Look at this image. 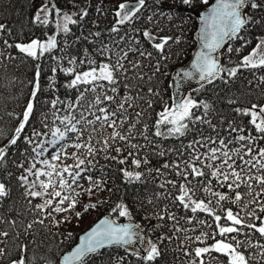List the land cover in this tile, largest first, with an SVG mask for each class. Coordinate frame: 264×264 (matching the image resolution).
Wrapping results in <instances>:
<instances>
[{
    "label": "snow or ice",
    "instance_id": "6c2138e0",
    "mask_svg": "<svg viewBox=\"0 0 264 264\" xmlns=\"http://www.w3.org/2000/svg\"><path fill=\"white\" fill-rule=\"evenodd\" d=\"M70 2L73 8L79 10L64 11L57 0H42L33 17L35 26L48 27L54 24L56 34H63L60 41L57 40V35H48L45 40L35 38L27 43H10L5 35L11 36V31L6 32V26L0 24V41L3 43L0 63L5 59H17L9 51L11 49L20 54L21 62L28 59L37 62L31 100L22 113V119L17 117L20 122L8 143L0 147V167H6L11 162L16 168L23 170L17 180L25 189L24 195L29 198V205L40 216L24 225L23 233L17 230L16 220L5 221L0 216V224L7 223L13 230L9 232L0 229V261L7 258L8 264H53L46 256L38 257L27 242L33 226H43L45 220L51 218V222L59 227L61 221L56 220L53 213L74 210L80 202L79 198L85 193L90 198L103 192L111 195L114 189L109 187L108 170L114 163L122 166L118 171L125 184L129 185L146 184L147 175H151L153 171L157 175H165L162 169H168L178 179L166 180L159 187L164 189L171 185L180 194L173 197L171 192L158 193V198L170 199L173 204L178 201L184 210L193 214L204 213L211 218L206 220L193 215L186 220L188 224L196 220L202 228L200 235H185V240L204 245L195 247L191 252L185 251L186 256L194 255L190 264H253V261L260 264L264 260V242H261L264 241V104L252 103L250 107H235L233 111L242 120L247 118V122L237 124L235 120L229 121L227 128L223 129L227 136L220 137L217 125L208 118L215 111L213 106L207 101H197L191 95L185 96L183 84L198 75V82H204L201 87L214 84L217 80L228 85L244 70L252 73L257 81V88L264 85V37L259 38L255 47L239 63L233 65L229 61L225 65L220 62V50L226 43L236 39L244 40L240 34L248 31L251 25L264 27V0H216L209 11L198 14L200 48L191 62V70L181 69L171 77L169 87L175 90L170 96L173 103L165 104L157 113V119L151 125V133L149 124L143 121L145 113L140 109V102L153 108L154 103L160 101L153 100L152 97H160L161 100L162 97L156 88L149 87L144 94L140 84L129 82V71L133 73L132 80L145 79L144 74L136 71L143 67L141 61L129 59V54L154 60L151 64L154 72L148 77L151 81L153 76L161 73L162 66L166 68V62L171 59L172 44L182 42L181 37L158 35L164 31L163 27H159L160 21L166 19L169 24L176 26L174 21L179 19V27L182 28L184 20L178 9H191L197 3L207 5L209 0H120L114 6V23L108 30L111 44L100 39L101 31L90 32L86 36L82 34L69 42L68 36L72 31L70 25H78L89 15L87 5L80 8L76 0ZM165 4L173 7L165 9ZM96 12L105 14L101 7H97ZM256 13H261L259 18ZM125 25L128 27L124 28ZM81 39L93 45L92 52L85 48L80 56H69L66 53L53 55L57 49L64 53ZM142 41L155 50V55L153 51L144 48ZM248 43L250 41H245L235 51L240 52ZM227 52L232 53L233 48L229 46ZM46 57L55 61L51 67L53 76L49 77L48 88L53 93L58 91L55 73L59 69L72 77L65 88L75 90L76 95L71 99H61L56 95L54 99L47 101L50 110L41 114L40 123L44 131H40L31 127L29 122L33 118L34 101L41 92L39 62ZM65 60L69 67L63 66ZM121 87L127 94L121 93ZM228 103L236 104L237 101L229 99ZM61 112L64 114L60 115ZM197 124L208 125L216 133V137L204 136L203 131L199 130V138L194 137L179 148L165 147L162 143L172 138L186 137L197 131ZM26 127L31 128L30 133L25 132ZM108 129L111 132H107ZM22 136L28 147L21 153L22 160L17 163L10 160L9 149L16 146ZM141 139L143 143L140 142ZM46 144L54 150L50 158H44L49 151ZM209 144L217 146L209 147ZM199 148H207V152L202 153ZM68 149L72 151L69 152ZM146 150H151L160 157L174 153L176 160L163 163L162 168H146L151 163ZM186 150L188 158L183 159ZM98 157L109 163L100 165ZM69 160L72 163H67ZM25 162L29 163L28 167H25ZM38 164L42 167H37ZM142 168L145 170H139ZM11 175L8 172V176ZM213 180L219 187L227 188L228 192L214 191ZM82 181L87 182V187ZM202 185L203 192L209 197H215V202L212 199L206 202L195 198L197 189ZM242 187L244 191H241ZM10 193V187L0 182V203ZM32 199H40L42 202L32 205ZM225 201L235 204L239 210L224 208ZM148 203L152 201L149 200ZM65 204L67 207H62ZM96 207V204H91V208ZM49 208L51 212L48 211ZM88 210L89 205H84L83 211ZM115 210H118L120 217L127 218L129 223L119 224L105 217L80 238L79 246L62 256L59 264H88L90 254H98L102 248L118 246L127 250L128 246L137 244L143 246L141 251L145 254L142 255L141 251H136L133 247L132 255L142 264H156L162 255L161 245L165 240L171 241L172 236L163 234L157 237L156 242L146 241L141 234V226L131 222L133 215L128 205L120 202ZM75 215L79 219L82 213L76 212ZM153 218L160 221L167 218L172 222L169 231L173 233L196 231L195 227H178L181 218L174 212H169L167 205L153 216L145 217L148 220ZM63 222L70 221L65 219ZM164 226L160 224L156 227ZM203 227L209 231H203ZM257 234L254 241L253 237ZM22 235L25 242H20ZM209 239L214 242L208 244ZM9 243L12 244V249H9ZM249 249H256V252L249 254ZM123 260L124 257L118 258L117 264H122Z\"/></svg>",
    "mask_w": 264,
    "mask_h": 264
},
{
    "label": "trees",
    "instance_id": "16d2710c",
    "mask_svg": "<svg viewBox=\"0 0 264 264\" xmlns=\"http://www.w3.org/2000/svg\"><path fill=\"white\" fill-rule=\"evenodd\" d=\"M214 0H209L207 5L202 3H197L194 8L185 9L179 8L178 11L181 14V18L184 20L182 28L179 27L180 20L174 21L176 26L169 24L166 19L160 21L159 27H163L164 31L158 33L160 36L171 35L174 37H181L182 42L180 44H172L170 52L172 53L171 59L166 62V68L162 66L161 73H157L151 81L148 80L149 76H152L154 68L151 64L154 60L144 59L138 56V54H129V59H138L141 61L143 67L136 69V71L144 74V81H135L131 77L133 73L129 71L128 75L130 77L129 82L133 84H140L144 90V94L147 93L149 87L156 88L160 91V97H152L153 100H158L160 102L154 103L153 108H148L143 102H140V109L145 113L143 121L150 126L157 119V113L163 109L165 104L171 105L173 103L170 96L173 95V89L169 87L171 83V77L178 67L186 63L196 46L195 33L198 27V14L206 9ZM120 0H76L80 8L87 5V10L89 12L88 17H85L78 25H70L71 33L68 36L69 42L75 40L76 37L83 35H88L90 32L101 31L103 39L105 42L111 44V40L108 36V30L112 27L114 23V6L119 3ZM132 2V0H129ZM151 2V0H149ZM42 3V0H0V24L6 26V32L11 31V36L5 35V38L9 40L10 43L23 42L27 43L31 39L39 38L45 40L48 35H55V25L51 24L48 27H38L33 24V17L37 10V7ZM58 5L64 11H78V8H73L70 0H57ZM97 7H101L105 14H98L96 12ZM173 7L172 5L165 4L164 8ZM248 11V10H246ZM148 13H145L147 15ZM261 13H256L257 18ZM191 16V19L188 17ZM79 19L78 17H75ZM143 21H141V25ZM98 25V27L96 26ZM137 27L140 25H136ZM151 28V25H146ZM128 26L125 25L124 28ZM155 30V29H153ZM123 34V30L121 32ZM241 36L244 40L236 39L230 41L226 47L221 51V63L228 65L229 61L232 64L239 63V61L255 47L258 43L259 38L264 37V27L260 25H251L246 32H241ZM115 37V34H113ZM95 39L94 37H90ZM63 39V34L57 35V40ZM245 41H250L246 47H243L240 52H236L235 49L241 48V45ZM144 48L148 51H153L155 55V50L151 48L146 42L142 41ZM231 46L233 48L232 53L227 52V48ZM87 48L89 52L93 51V45L81 39L79 43L73 44V47L66 49L64 53L60 52L59 49L55 50L53 55H65L69 56H80L83 49ZM167 48V46H166ZM3 49V43L0 41V50ZM17 57L15 60L5 59L3 63H0V147L6 145L8 140L14 133L15 127L19 124V117L22 119V113L25 110L26 105L31 100V93L34 86V78L36 73V61L28 59L26 62H21L22 58L20 54L15 49L9 50ZM99 59V57H97ZM40 85L41 92H39L34 101V113L33 118L30 120V126L35 127L37 130L44 131L41 127L40 117L42 113H48L50 110V104L46 103L51 101L58 95L61 99H71L76 93L75 90H68L65 88V84L72 78L65 75L63 72L57 70L55 73V79L57 81L56 87L58 91L53 93L49 88V77L53 76L51 72V67L54 66L55 61L45 58L40 61ZM64 67H69L67 61H64ZM127 66V64H126ZM249 81H252L249 84ZM257 81L254 79L252 73L242 70L238 74V78L231 81L228 85H224L220 80L214 82V84L202 87L196 91L188 93L197 101H207L213 108L214 113H212L208 118L212 120V123L217 125V130L220 132V137L227 136V133L223 129L227 128L228 122L235 120L237 124L246 123L247 118L243 120L233 111L235 107H250L252 103L264 104V85L260 88L256 87ZM121 93L127 94L123 87H121ZM234 99L237 101L236 104H229L228 100ZM132 111V110H130ZM64 113L61 112L60 115ZM221 120L223 123L221 124ZM139 127V125H138ZM190 127H192L190 125ZM197 131L189 133L186 137L179 139H169L162 141L165 147L169 148H179L186 145L194 137L199 138V130L203 131L204 136L216 137V133L212 131L211 128L206 124H197ZM31 128L26 127L25 132L30 133ZM107 132H111L108 129ZM107 134V133H105ZM50 138V137H49ZM135 142V141H134ZM143 143V140H140ZM95 143V141H93ZM35 146V145H33ZM49 151L44 158H50L53 149L50 145H45ZM215 144H209V147H216ZM239 145H230V147H238ZM28 146L23 142V136L20 141H18L16 146H12L9 149L10 160L19 163L22 160L21 153ZM69 152L72 149H68ZM199 151L204 153L207 152V148H199ZM148 158L151 163L146 166V168L156 169L162 168L163 163H170L176 160L175 154H169L165 157H160L154 155L151 150H146ZM115 153H113L114 155ZM143 154V153H142ZM188 158V151L184 153L183 159ZM42 159V158H41ZM99 164L105 165L109 162L99 158ZM67 163H72L71 160ZM129 165H131V160H129ZM29 163L25 162V167H28ZM183 166V165H182ZM37 167H42L38 164ZM122 167L118 164H112L111 168L108 170L110 180L109 187L113 188L114 191L111 195L107 192L100 193L99 196L89 197L86 193L83 194L77 204L76 208L72 211L56 214L53 213L56 220L61 221L59 227L51 222V218L46 219L43 226L34 225L32 234L27 237V242L31 246L37 256H46L53 261V264H59L62 256L72 249L78 242L80 235L91 227L99 218L104 215H111L115 221H129L125 217H120L118 215V210L116 205L120 202H124L132 211L133 220L137 222L144 233L147 235L148 239L156 242L157 237L166 234L172 236L171 241L165 240L161 245L162 255L156 261V264H190V261L194 259L193 256H186L185 251L191 252L195 247H202L204 245L199 243H192L185 240V235L196 236L200 235L202 226L198 225L196 220H193L192 224L186 222L187 218L193 215L198 216L201 219L210 220L204 213L193 214L190 211L184 210L183 207L177 201L175 204L171 203L170 199H164L163 197L158 198V193L171 192L172 196L175 197L179 195L177 189H173L171 185H167L166 188L162 189L159 184L166 180H177L173 173L168 169H162L165 175H157L155 171L151 175L146 176V184H125L122 174L118 169ZM131 170V169H130ZM144 171L145 168L139 169ZM22 169H18L11 162L8 163L6 167H0V182H4L10 187V196L5 198L2 203H0V216H3L5 221L16 220L17 230L23 233V226L31 222L34 218H40L39 213L35 212L34 209L28 203V199L24 195L25 189L20 186L17 177L22 173ZM8 172H11V177L8 176ZM34 179V177L32 178ZM42 179H44L42 177ZM191 179V177L189 178ZM87 187V182L82 181ZM183 182V181H181ZM191 187V185H189ZM203 185L200 186L196 191V197L198 199H204L206 202L208 199H212L215 202V197H209L203 190ZM212 188L214 191L228 192L227 188L219 187L213 180ZM241 191H244L243 187ZM151 200L152 203H148ZM40 199H32V205L41 203ZM91 204H96L95 209L91 208ZM84 205H89V210L87 212L83 211ZM168 206L169 212H174L178 217H180V223L178 227L192 229L196 228V231H188L187 233L178 232L173 233L169 231L172 226V222L167 220L160 221L159 219H145L146 216H153L155 212ZM62 207H67V204ZM224 208H231L233 211H238L239 209L235 204L225 201L223 202ZM115 210V211H114ZM51 212V208L48 209ZM81 212V218H77L75 213ZM67 219L68 223L63 222ZM22 222V224H21ZM223 223V220L221 221ZM164 224L163 228L156 227L157 225ZM213 228L215 225L213 224ZM0 229L8 230L12 232L13 230L9 227L7 223L0 224ZM203 231H209L206 227H203ZM69 233L71 236H69ZM258 237H253L255 241ZM220 239V237H217ZM35 240V243H33ZM25 242V238L22 235L21 241ZM214 241L209 239L208 244H212ZM264 242V241H261ZM38 246V247H37ZM9 249H12V244L9 243ZM256 252V249H249V254ZM143 255V254H142ZM215 255V254H213ZM120 257H124L122 264H142L141 261L132 255V253L120 248L112 247L100 250L98 254H92L87 258L88 264H117V260ZM0 264H8V259L0 261ZM253 264H257L253 261ZM260 264H264V260L260 261Z\"/></svg>",
    "mask_w": 264,
    "mask_h": 264
},
{
    "label": "water",
    "instance_id": "95a60500",
    "mask_svg": "<svg viewBox=\"0 0 264 264\" xmlns=\"http://www.w3.org/2000/svg\"><path fill=\"white\" fill-rule=\"evenodd\" d=\"M215 3H216V0H214L209 6L206 7V9H204L203 11H201L199 14H203L204 12L209 11V10L211 9V7H212ZM197 19H198V27H197V30H196V33H195L196 46H195V48H194V50H193V53H192L190 59H189L186 63H184L183 65H181L180 67H178V68L176 69V71L174 72L173 76L176 74V72L180 71L181 69H184V70H191V62L194 60L195 54H196V52H197V51L199 50V48H200V41H199V35H200V19H199V15L197 16ZM228 43H229V42H228ZM228 43H226V44L222 47V49L220 50V57H221V51L226 47V45H227ZM220 62H221V60H220ZM173 76H172V77H173ZM202 83H204V82H198V75H197V78H194V79H192L191 81H187V82H185V83L183 84V92H184V95L186 96L188 93L193 92V91H196L197 89L202 88V87H201V84H202ZM205 86H208V84H205L204 87H205ZM172 89H173V88H172ZM174 91H175V90L173 89V94H174ZM105 217H107V218H109V219H112V220H115L111 215H104V216H102L101 218H99V219H98V220H97V221H96L91 227H89L86 231H84V232L80 235L77 244H76L72 249H70L68 252L74 250L77 246H79V244H80V238H81L82 236L86 235L88 232H90V231L92 230V228H94V227L96 226V224H98V223H99L102 219H104ZM131 222L134 223V224H138V223L135 222V221H131ZM117 223H119V224H127V223H129V221H120V222H117ZM140 230H141V234L145 237V240L148 241V237H147V235L144 233V231L142 230V228H141ZM112 247H118V246H112ZM112 247H105V248H102V249H100V250H103V249H106V248H112ZM133 247H135V250H136V251H141V249H142L143 246H141V245H139V244H137V245H135V246H128L127 250H126L124 247H120V248H122V249H124V250H126V251H128V252H130V253H132V251H133ZM100 250H99V251H100ZM68 252H66V253H68ZM66 253H65V254H66ZM141 254H144V253L141 251ZM90 255H92V254H90Z\"/></svg>",
    "mask_w": 264,
    "mask_h": 264
},
{
    "label": "rangeland",
    "instance_id": "374dc122",
    "mask_svg": "<svg viewBox=\"0 0 264 264\" xmlns=\"http://www.w3.org/2000/svg\"><path fill=\"white\" fill-rule=\"evenodd\" d=\"M55 35H57L56 32H55ZM187 95H188V94H187ZM187 95H186V96H187ZM148 240H149V239H148ZM144 254H145V253H144Z\"/></svg>",
    "mask_w": 264,
    "mask_h": 264
}]
</instances>
